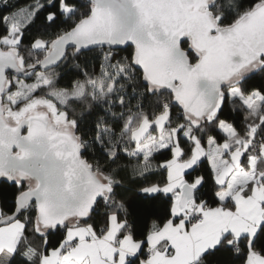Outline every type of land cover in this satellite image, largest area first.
I'll use <instances>...</instances> for the list:
<instances>
[{
  "label": "snow or ice",
  "instance_id": "6c2138e0",
  "mask_svg": "<svg viewBox=\"0 0 264 264\" xmlns=\"http://www.w3.org/2000/svg\"><path fill=\"white\" fill-rule=\"evenodd\" d=\"M203 7L213 23L210 34L218 36L264 8V0H203ZM98 8L118 9L115 21L98 17ZM132 25L127 0H0V106L17 111L34 100L45 102L38 107L52 105L53 123L63 117L79 160L100 185L86 212L45 223L39 195L21 202L30 191L28 180L0 175V231L18 230L13 244L0 245L4 264H47L53 258L79 264L73 253L80 233L85 243L103 239L113 219L121 225L117 239L129 232L138 244L124 264H152L154 253L173 260L178 250L168 238L151 244L154 227L190 234L208 212L235 214L234 196L219 193L237 171L252 176L236 186L241 199L264 189V42L229 52L226 74L210 83L193 112L177 93L178 81L156 85L149 79L137 58L138 39L129 34ZM173 39L178 57L189 66L200 62L187 34ZM215 149L222 151L214 156ZM237 152L232 172L218 179L214 159L232 165ZM173 161L187 164L183 186L173 185ZM35 171L57 178L54 162ZM255 207L260 215L246 228L225 227L190 264L264 261V199Z\"/></svg>",
  "mask_w": 264,
  "mask_h": 264
},
{
  "label": "water",
  "instance_id": "95a60500",
  "mask_svg": "<svg viewBox=\"0 0 264 264\" xmlns=\"http://www.w3.org/2000/svg\"><path fill=\"white\" fill-rule=\"evenodd\" d=\"M134 25L129 34L138 39L137 58L156 85L178 81L177 93L198 111L195 101L210 83L224 73L225 59L236 47H254L264 42V8H260L218 36L210 34L213 23L203 7V0H127ZM116 8H98V17L116 19ZM187 34L199 50L201 60L195 66L178 57L174 49L177 34ZM232 62L236 57H230ZM7 60L5 59V63ZM202 110V105L199 106ZM46 112L35 111L11 122L0 106V175L32 180L28 195H39L40 218L45 223L69 215L83 214L98 190V180L88 173L77 156V144L69 128L58 127ZM56 166V180L37 173L36 167ZM98 178V174H96ZM183 186V184H182ZM38 190V191H37ZM185 193L190 189L185 188ZM190 198L186 199L187 204Z\"/></svg>",
  "mask_w": 264,
  "mask_h": 264
},
{
  "label": "crops",
  "instance_id": "0c3cea01",
  "mask_svg": "<svg viewBox=\"0 0 264 264\" xmlns=\"http://www.w3.org/2000/svg\"><path fill=\"white\" fill-rule=\"evenodd\" d=\"M226 131L231 134L230 128H226ZM233 139L235 140L237 137H233ZM221 151L222 149H215L212 154L215 156ZM197 154H199V149H197ZM238 156L239 153L237 152L236 156L233 157L232 165H225L222 161L214 159L218 179L222 180L232 172ZM186 166V163L172 162L170 165V175L173 177V185L180 184L182 186L183 178L181 172ZM251 178V173H246L242 170L237 171L231 175L227 189L221 190L219 193L222 198L229 195L234 196L238 205L235 214L219 209L208 212L204 218V222L198 224L190 234L182 233L180 229L174 228L171 225H166L163 230L156 229L151 232L149 238L153 246L166 237L176 245L178 250L173 260H166L154 253L152 264H190V261L194 259L200 250L215 242L225 227L233 228L236 231L246 228L252 218L260 215L259 209L255 207L256 201L264 199V189L261 188L255 189L253 196L248 200L241 199L239 192L236 191L237 185L247 184ZM120 230L121 225L113 219L107 236L99 240L94 239L91 243L83 242L84 233L81 232V244L73 253V256L79 258V264H124L126 257L132 254L133 249L137 248L138 244L129 234H125L121 242L117 243L116 239ZM53 260H57V258H53L47 264H54ZM1 264H4V261ZM60 264H65V262L61 261ZM253 264H264V261L253 257Z\"/></svg>",
  "mask_w": 264,
  "mask_h": 264
},
{
  "label": "trees",
  "instance_id": "16d2710c",
  "mask_svg": "<svg viewBox=\"0 0 264 264\" xmlns=\"http://www.w3.org/2000/svg\"><path fill=\"white\" fill-rule=\"evenodd\" d=\"M20 2L23 3L24 0H20ZM42 102H44V101H35V100H34V101H32L31 103L27 104V105H26L25 107H23L22 109L17 110V111L9 110L8 107H7L6 105H4L5 114L8 115L9 120H10L11 122H14V120H15V121H18V120L24 118V116H26V115L28 116L29 114L34 113L35 111L46 112V111H42L41 107H38V104H42ZM48 106H49L48 109H50V111H52V112L55 111V109L52 107V105L49 104ZM27 116H26V117H27ZM50 118H52V117L50 116ZM55 120H56V122H58L59 124H60V122H61V124H62L63 117H62V116H60V117H56ZM97 174H98V173H97ZM98 176H99V174H98ZM27 180H28L29 187H31V185L33 184V181H32V180H29V179H27ZM156 229H159V228H158V227H154V228L150 231V233L153 232V231L156 230ZM150 233H149V235H150ZM125 234H129V235H131L129 232H126ZM116 241H117V243H119V242H121V239H116Z\"/></svg>",
  "mask_w": 264,
  "mask_h": 264
},
{
  "label": "rangeland",
  "instance_id": "374dc122",
  "mask_svg": "<svg viewBox=\"0 0 264 264\" xmlns=\"http://www.w3.org/2000/svg\"><path fill=\"white\" fill-rule=\"evenodd\" d=\"M42 103H45V102H42ZM48 108H49V106H47V108H42L41 107L42 111H46L47 113H49V116H51L50 113L52 111H50V109H48ZM26 116H24V117H26ZM166 118H167V116H166V113H165L164 115H162V116H160L158 118V123H160L162 125L163 121ZM51 121H52V118H51ZM55 124L56 125L57 124L58 125H63V123L61 124V122H60V124L58 122H55ZM144 127H147V122H145ZM163 138L167 139V134H165ZM176 151H177V155H179V149H177ZM17 234H18V230L15 229V228L9 229V230H6V231H0V244L1 245H4V244L11 245V244H13L15 242V236H17ZM56 261L57 260H53L54 264H56ZM1 262H3V258H0V264H1Z\"/></svg>",
  "mask_w": 264,
  "mask_h": 264
},
{
  "label": "flooded vegetation",
  "instance_id": "af4514ba",
  "mask_svg": "<svg viewBox=\"0 0 264 264\" xmlns=\"http://www.w3.org/2000/svg\"><path fill=\"white\" fill-rule=\"evenodd\" d=\"M14 122H16V121L14 120ZM55 122H56V120H55ZM57 126H58V127H62V128H68V127H66L64 124H63V125H58V124H57Z\"/></svg>",
  "mask_w": 264,
  "mask_h": 264
},
{
  "label": "built area",
  "instance_id": "2783aa9c",
  "mask_svg": "<svg viewBox=\"0 0 264 264\" xmlns=\"http://www.w3.org/2000/svg\"><path fill=\"white\" fill-rule=\"evenodd\" d=\"M186 205L190 207L191 206V201H189Z\"/></svg>",
  "mask_w": 264,
  "mask_h": 264
}]
</instances>
